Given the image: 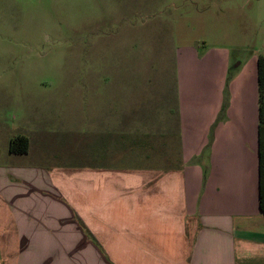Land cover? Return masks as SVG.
I'll return each instance as SVG.
<instances>
[{
  "label": "crops",
  "instance_id": "1",
  "mask_svg": "<svg viewBox=\"0 0 264 264\" xmlns=\"http://www.w3.org/2000/svg\"><path fill=\"white\" fill-rule=\"evenodd\" d=\"M180 52L177 110L119 109L87 133L85 162L22 164L14 157L28 153L2 144L0 264H264L258 57L233 75L221 114L227 51ZM113 151L135 160L113 161Z\"/></svg>",
  "mask_w": 264,
  "mask_h": 264
},
{
  "label": "rangeland",
  "instance_id": "2",
  "mask_svg": "<svg viewBox=\"0 0 264 264\" xmlns=\"http://www.w3.org/2000/svg\"><path fill=\"white\" fill-rule=\"evenodd\" d=\"M68 1L0 9V147L21 135L30 141L14 162L83 163L87 133L119 109L142 102L149 112L161 102L177 110L183 47L200 58L227 51V96L233 75L264 53V0H71V8ZM192 70L201 97L205 68ZM110 155L135 160L131 152Z\"/></svg>",
  "mask_w": 264,
  "mask_h": 264
},
{
  "label": "trees",
  "instance_id": "3",
  "mask_svg": "<svg viewBox=\"0 0 264 264\" xmlns=\"http://www.w3.org/2000/svg\"><path fill=\"white\" fill-rule=\"evenodd\" d=\"M258 75V104H259V162H260V210L264 214V53L257 58ZM228 92V91H227ZM225 94V99L221 114L228 107L229 93ZM221 119V115L220 118ZM27 136L21 135L12 140L10 150L14 153H26L30 143Z\"/></svg>",
  "mask_w": 264,
  "mask_h": 264
}]
</instances>
